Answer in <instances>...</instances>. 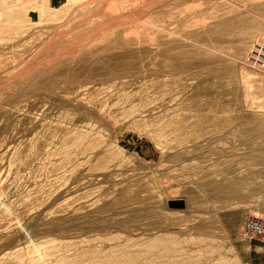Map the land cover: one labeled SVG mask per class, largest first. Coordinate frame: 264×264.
<instances>
[{
  "label": "rangeland",
  "instance_id": "rangeland-1",
  "mask_svg": "<svg viewBox=\"0 0 264 264\" xmlns=\"http://www.w3.org/2000/svg\"><path fill=\"white\" fill-rule=\"evenodd\" d=\"M254 42L264 0H0V264H251Z\"/></svg>",
  "mask_w": 264,
  "mask_h": 264
},
{
  "label": "built area",
  "instance_id": "built-area-1",
  "mask_svg": "<svg viewBox=\"0 0 264 264\" xmlns=\"http://www.w3.org/2000/svg\"><path fill=\"white\" fill-rule=\"evenodd\" d=\"M244 64L254 71H264V43L254 42L244 58ZM242 237L247 242L264 243V215L250 214L243 224Z\"/></svg>",
  "mask_w": 264,
  "mask_h": 264
},
{
  "label": "crops",
  "instance_id": "crops-1",
  "mask_svg": "<svg viewBox=\"0 0 264 264\" xmlns=\"http://www.w3.org/2000/svg\"><path fill=\"white\" fill-rule=\"evenodd\" d=\"M248 261L251 264H264V244L252 242L247 245Z\"/></svg>",
  "mask_w": 264,
  "mask_h": 264
},
{
  "label": "water",
  "instance_id": "water-1",
  "mask_svg": "<svg viewBox=\"0 0 264 264\" xmlns=\"http://www.w3.org/2000/svg\"><path fill=\"white\" fill-rule=\"evenodd\" d=\"M185 206L186 204L184 199H174V200H169L167 202V207L168 209L171 210H175V209L181 210L184 209Z\"/></svg>",
  "mask_w": 264,
  "mask_h": 264
}]
</instances>
